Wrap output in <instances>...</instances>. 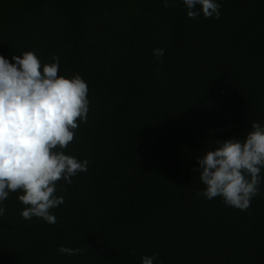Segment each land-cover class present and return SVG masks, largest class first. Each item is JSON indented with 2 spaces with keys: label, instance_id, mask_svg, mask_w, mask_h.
<instances>
[{
  "label": "trees",
  "instance_id": "trees-1",
  "mask_svg": "<svg viewBox=\"0 0 264 264\" xmlns=\"http://www.w3.org/2000/svg\"><path fill=\"white\" fill-rule=\"evenodd\" d=\"M216 2L218 19H190L182 0H0V55L57 56L89 89L63 150L87 172L57 182L55 224L10 193L0 264H264V169L246 211L197 195V159L264 125V0Z\"/></svg>",
  "mask_w": 264,
  "mask_h": 264
},
{
  "label": "clouds",
  "instance_id": "clouds-1",
  "mask_svg": "<svg viewBox=\"0 0 264 264\" xmlns=\"http://www.w3.org/2000/svg\"><path fill=\"white\" fill-rule=\"evenodd\" d=\"M187 16L219 18L221 4L216 0H182ZM165 8L169 7L164 0ZM199 6V8H197ZM159 60L163 48L153 49ZM43 64L32 51L12 55L10 62L0 55V205L10 193L21 191L20 212L24 220L33 217L48 224L57 218L51 210L64 203L57 196V182L72 183V177L87 172L89 161L66 155L64 149L74 140L75 130L86 122L89 112L88 85L76 74L58 75L59 57ZM215 150L197 159L199 179L204 185L197 192L207 200L220 197L226 207L246 211L260 193L264 169V125L254 122L243 139L217 141ZM6 208L0 206V216ZM69 256L82 255L81 248L60 246ZM157 259L142 256L141 264Z\"/></svg>",
  "mask_w": 264,
  "mask_h": 264
}]
</instances>
